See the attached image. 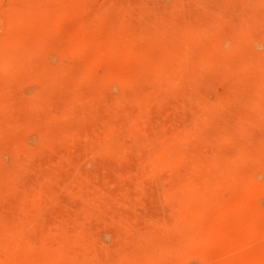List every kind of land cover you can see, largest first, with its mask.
Instances as JSON below:
<instances>
[{
	"label": "rangeland",
	"instance_id": "374dc122",
	"mask_svg": "<svg viewBox=\"0 0 264 264\" xmlns=\"http://www.w3.org/2000/svg\"><path fill=\"white\" fill-rule=\"evenodd\" d=\"M0 264H264V0H0Z\"/></svg>",
	"mask_w": 264,
	"mask_h": 264
}]
</instances>
